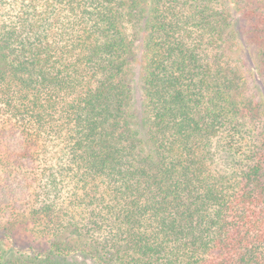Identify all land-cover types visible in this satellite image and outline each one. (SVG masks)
<instances>
[{
  "label": "trees",
  "instance_id": "16d2710c",
  "mask_svg": "<svg viewBox=\"0 0 264 264\" xmlns=\"http://www.w3.org/2000/svg\"><path fill=\"white\" fill-rule=\"evenodd\" d=\"M0 264H264V0H0Z\"/></svg>",
  "mask_w": 264,
  "mask_h": 264
},
{
  "label": "rangeland",
  "instance_id": "374dc122",
  "mask_svg": "<svg viewBox=\"0 0 264 264\" xmlns=\"http://www.w3.org/2000/svg\"><path fill=\"white\" fill-rule=\"evenodd\" d=\"M133 74H134L133 76H135L136 82L139 84V88H138L139 90H137V93L140 95V84H141V81L139 79L140 71H139V67L138 66L134 69Z\"/></svg>",
  "mask_w": 264,
  "mask_h": 264
}]
</instances>
